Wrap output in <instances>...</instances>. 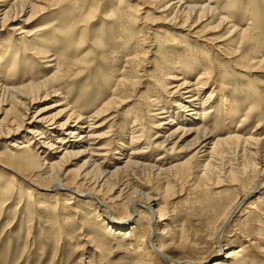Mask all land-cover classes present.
Wrapping results in <instances>:
<instances>
[{
  "label": "rangeland",
  "instance_id": "1",
  "mask_svg": "<svg viewBox=\"0 0 264 264\" xmlns=\"http://www.w3.org/2000/svg\"><path fill=\"white\" fill-rule=\"evenodd\" d=\"M177 1L42 0L44 4H39L41 9L35 11L32 20L21 24L29 14L21 15L19 21L8 26L9 30L0 29V53L12 50L0 62V102H4L1 109L6 111L9 106L5 104L15 103V109L7 115L0 111V121L5 115L6 120H12L20 114L26 121L17 134L0 137V165L26 179L16 178L17 187L9 181L12 172L0 167V264H211L223 260L225 252L239 246L251 254L257 247L264 251V188L251 193L264 169V0H230L229 6L225 0H182L185 4L180 6ZM186 6L210 7L213 17L210 15L191 28L192 20L185 25L182 22L186 20L187 15L182 13ZM221 17L227 19L218 26L217 19ZM15 27L22 30L10 31ZM15 52L16 68L12 73L15 62L9 59ZM53 59L64 66L59 72L49 65L55 63L47 62ZM209 67L212 81L197 87L198 107L192 114L183 112L182 107L176 106L185 91L182 83L195 84L198 75ZM51 79L52 90L58 91L59 96L51 94L44 99L47 88L43 84H50ZM28 83L23 94H29L39 84L40 100L28 103L25 114L13 101L20 98H13L9 88ZM218 91L225 98L233 97L232 104L242 110L234 108L227 113L218 108L204 121L205 126L214 129L211 142L238 134L245 139L254 137L256 145L229 142L211 159L201 157L202 153L193 157L196 150L188 146L193 135L182 145L172 147L173 138L175 141L181 133L171 139L170 133L177 127H189L181 125L175 116L195 118L204 102L205 108L216 106L220 100ZM211 93L214 96L208 101ZM105 103L108 104L102 108V117L93 122L99 126L93 133L101 138L93 146L104 147L99 163L120 165V172L110 177L107 184L95 186L92 178L76 180L82 161L71 157L64 163L63 174H67L65 181L83 184L80 191L95 194L107 209L96 200L85 203L86 197L72 196L69 200L65 192L56 198L41 196L44 192L34 185L47 188L49 184L44 179L47 176H41L37 158L26 168L14 157L21 147L16 142H23L27 127L34 126L27 122L35 119L33 116L43 107L46 109L39 113L41 116H56L66 110L57 115L63 122L73 106V117L81 113L87 118ZM162 107L168 109L165 116L157 111ZM168 116L174 123L158 126L168 121ZM87 125L79 133L86 134ZM165 137L170 142L156 148ZM45 138L39 141L48 144L53 140ZM136 138L139 143L131 146L130 140ZM10 142L18 148L9 147ZM211 142L208 148H212ZM120 144L123 155L117 154ZM133 148L139 150L136 161L157 170L126 165L133 157ZM30 150L41 159L44 157L36 147ZM113 156L120 158L119 164L111 160ZM159 157L163 159L159 161ZM188 158L190 171L183 173L177 166ZM57 160V156L46 158L47 164ZM168 168L173 170H162ZM247 193L250 195L236 217L222 228L225 247L219 252L215 242L224 218ZM148 198L154 200V212L161 210L163 215L151 231L152 240L168 258L152 251L148 237L152 221L142 207ZM250 202H254V209L242 214ZM133 203L137 212L130 221L122 223L133 224L135 229L121 234L108 229V217L122 221ZM158 216L153 221H158ZM242 262L237 264H264V252L255 262Z\"/></svg>",
  "mask_w": 264,
  "mask_h": 264
},
{
  "label": "bare ground",
  "instance_id": "2",
  "mask_svg": "<svg viewBox=\"0 0 264 264\" xmlns=\"http://www.w3.org/2000/svg\"><path fill=\"white\" fill-rule=\"evenodd\" d=\"M225 1H226L225 4L228 5V4L232 3L233 0L232 1L225 0ZM210 2H212V1H210ZM42 3H43L42 0H15L13 2H11L10 0H0V29H2V30L4 29L5 31L9 30V29H7L8 26H11V24L15 21H19V17L21 15L25 16L26 14H29V17L27 20H23L22 22L20 21L21 24H24L27 21L32 20L35 11L41 9L39 4H42ZM176 3L179 4V6L185 4V2H183L182 0H179V2L177 1ZM222 3H223V1H222ZM171 6H172V4H171ZM179 6H178V8L180 9ZM215 6H217V5H215ZM201 7L202 8H200V6H186V7H184L185 9H184V11H182V13L185 12L184 14L187 16H185L186 17L185 21L182 20L183 24L185 25V23L192 20V23H193V25L191 26V28H192V27L197 26V24H199L200 22L204 21L208 16H210V15L212 16V14H213L212 10L213 9H211L210 7L205 8V6H201ZM163 8L169 9L165 5L163 6ZM216 8H214V9H216ZM222 11H223V9H222ZM177 12H178V10H177ZM217 13H218V11H217ZM226 19L227 18H223V17H221L220 19H217L218 20L217 25L218 26L223 25V23L226 21ZM227 23H229V22H227ZM232 28H233V26H232ZM12 30L13 31L22 30V27H19V28L15 27L13 29H10V31H12ZM232 31H230V33ZM235 31H236V29H235ZM245 31H246L245 29H243V31L241 30L242 34L243 33L245 34ZM22 33L23 32L21 31L20 34H22ZM246 35H248V34H246ZM171 41H174V40H171ZM6 45H4V46H6ZM8 47H10V46H8ZM0 50H2L1 45H0ZM10 51H12V50L7 49V50H4V52L2 53L3 55L0 53V60H1L0 62H4V60H6V58L9 57ZM233 53H234V51H233ZM16 55H17V52H15L9 60L15 62ZM41 55H46V53H43ZM46 58H47V56H46ZM47 62L55 63V64H49V65L53 69H57V72H59V70L62 67L64 68L63 64L58 63L57 59H53V60H50ZM15 64H16V62L12 64V67H11L12 73H13V69L16 68ZM209 69H210V67L207 68L206 70H204L203 73L198 75L199 77H198L195 84L188 86L189 84H186L185 82L182 83L181 87H185V88H182L183 90H185L184 93L182 94L184 96L179 95V97L181 98V103H176L177 104L176 106L182 107L181 109L183 112H187V113L190 112L192 114V112L195 111V109L198 107L196 101H199L197 98V96H198L197 91L199 89L197 87L206 85L210 81H212V78H211L212 73L210 72ZM12 73H11V75H12ZM59 76H60V74H59ZM61 78H62V75H61ZM52 79L55 81L56 77L53 76ZM52 79H51V82H49L50 84H47V82L43 84V87L45 89L47 88V90L44 93V99L47 98L48 96H50L51 94H53V95L55 94V96L57 95L56 93L58 91L55 92L54 90H52L53 89L52 86L54 84V81ZM56 81H57V79H56ZM11 86H13V87L12 88L8 87L9 90H12V93L14 96V97L13 96H11V97L20 98V99H18V101H16V100H13V101H15L19 105V107L22 109L21 113L24 112L26 114L27 113L26 111H29L28 108L26 107V106H28V103H29V105H32L35 101L40 100V95H39L40 89L38 88V86H40L39 84L33 86L32 88L30 87L31 91L29 90L30 91L29 94L26 93V91H25V94H23V91H24L23 89L27 88V87L29 88V83L24 84V85H20V86H14V85H11ZM179 87H180V85H179ZM171 94L173 95V93H171ZM218 94H220V92ZM58 96L59 95H57V97ZM213 96H214L213 93L209 94L207 96L208 101H211L210 99L213 98ZM232 98L228 99V98H225V96L220 94L219 103L214 107L205 108L204 107L205 102H204L202 109L194 114L195 118L191 117L190 114H189L190 115L189 117L180 116V115L175 116L179 120H181L180 121L181 125H187L189 127H186L183 129H181V127H177L175 129V131L173 130V132H172L173 134L170 133V135H171V136L169 135L170 139H171V137H174L176 133H181V135L178 138H176L175 141H174L175 138H173V146L172 147H174L176 145L179 146V144L182 145V143L188 137L193 135V139L191 141H188L189 143L187 142L188 146L190 148H194L196 150L193 154V157H197L200 153H202L201 157L209 156V159H211L220 152L223 144L226 145L229 142L230 143L234 142L236 144H238V142H239V144H240V142H243L245 144H248L250 142L251 144L256 145L255 141H257V139H254V137H251V138L249 137V138L245 139L244 137H242V135H238V134L237 135L235 134L236 136H234L232 134L233 135L232 137L229 136L227 138H224L223 140H218V141L213 142V143L211 142L212 138L215 136V132H214L213 127L210 128V127L205 126L204 121L209 116L217 113L218 108H222V110H224L225 112L231 113V111L234 110V108H235V106L231 102ZM21 99L23 101H21ZM61 99L64 100L65 98L61 97ZM157 99H158V97H157ZM65 101H66V99H65ZM109 102H110V100L108 101V103ZM108 103H105L100 109H98L96 112H94L92 115H90L87 118H83V115L81 113H77V115L75 117H73V112L75 110V107L73 106L70 108L73 111L69 114L68 118L63 122H59L57 117L61 116V114L66 112V110H60L59 112H57L58 116L57 115L56 116L55 115H53V116H41V114H39V113H43L42 111H45L44 109H46L45 107H43V108L39 109L37 111V113L33 116V118L36 117L35 119H32L30 122H27V125L29 124V125H34V126H31V127L28 126L27 127L29 129L26 131V135H24L22 138L24 140L23 142H20V141L16 142L21 147L18 148L16 146V143H11V142H10V144L8 143L9 147H11V148L15 147V149H16V147L18 148L19 153L16 154L14 157L19 158L20 159L19 161H21V164L24 165L26 168H29L30 166H32L34 160H36V158H37L36 162H38V164H39L38 168L43 171V174L41 176H44V175L47 176L44 179H46L48 184H49L47 186V188H41V187L34 185V187H36L39 190L44 192V194H41V196L43 195V197H50V198L54 197V198H56L60 192H65V193H68L69 200H72L73 197H74V199L86 197L88 199V201L85 203H88V202L91 203L92 200L93 201L96 200L97 201L96 203H98L99 206L102 205V206H104L105 209H107V207L104 203H102V202L100 203L97 200V198L95 197L96 196L95 194H93L91 192L85 193V192L80 191L83 184H79L77 181L75 182L74 180L72 183L65 181V177L67 174L64 175L63 173L66 170L64 163L67 162L68 161L67 159H70L71 157L74 160H81L82 161V163L79 167V169L81 170V173L78 175L79 177H77L76 180L83 181L82 179H84V181H86L89 178L90 179L92 178V180H95V186H103V185L107 184L108 179L110 177L116 175L118 173V171L120 172V170L118 168L120 165L119 166H111L112 163H109V164H104L102 162L99 163L98 160L100 159V157L104 156L103 153H105L104 147L103 146L102 147H100V146L94 147L93 146V145H98V142L96 143L95 140L98 139V141H100L99 139H101L100 136H96L93 133L95 131V129H97L99 127L98 125L94 126L95 125L94 120L95 119L97 120L100 116L102 117L103 113L105 112L104 110H102V108H105V106ZM14 104L13 103L5 104V105L9 106V109H7L5 111L4 109H1V105H4V102L3 103L0 102L1 113H4L7 115L9 112H12L13 109H15ZM57 105L60 106L63 104H57ZM64 105L66 106V105H68V103L65 102ZM157 105H159V104H157ZM235 109L237 111L242 110L240 107H236ZM167 110L168 109H166V107H162V108H159L157 111H159L160 115H163V114L168 113ZM198 115H201V117L200 118L196 117ZM5 116L0 121V137H3V136L10 137L9 135H13L15 133L17 134L22 129V126L24 124H26V121H24L25 117H22V114L18 115V118H14L12 120H6ZM163 116H165V115H163ZM167 119H168V121L160 122L158 124V126L169 125L171 123H174V120L171 119L169 116ZM135 120H137V119H135ZM137 121H134V123H136ZM241 122H240V124H241ZM84 124H88L87 125V128L89 129L88 132L86 134L85 133H79L80 130L83 129L82 127ZM237 133H240V132L237 131ZM44 136H47V138H45V139H52L51 137H53V140L49 141L48 144L40 142L39 139L44 138ZM169 142H168V138L165 137V139H163V141H161V143L158 144V147H156V148L161 149L163 147L164 143H169ZM210 142L213 145L212 148H208V145L210 144ZM136 143H139L138 138H136V140H133V139L130 140L131 146L135 145ZM147 145H149V147L152 146V144H148V143H147ZM32 147H36L39 150V153L43 154L44 157L41 159L36 154H34L33 151L30 150V148H32ZM121 147L123 148L122 144H120V147L117 148V150H119V149H121V150L119 152L118 151H116V152H118L117 154L123 155L122 154L123 149ZM74 148H79V149H77V152L71 151V149H74ZM136 149L137 148H133L130 150V155H133V157H130V160H128L126 162V165H129L131 167H140V168H141V166H144V167L150 166V165L141 163L139 161H136L137 158H135V157L138 155V151H139V150L137 151ZM258 149H259V147H258ZM54 156L55 157L57 156L58 160L53 161L51 164H47L46 158L48 159L49 157H54ZM85 157H86V159L84 160ZM95 157H97L98 159L95 160ZM160 159H163V158L159 157L158 160L160 161ZM111 160L115 161V164H119V162H120L119 157L115 158L113 156V158ZM189 160H190V158H188L187 160H185L184 162H182L181 164H179L177 166L178 168L183 170V173H187L190 171V169H189L190 167L188 166ZM260 160H262V159H260ZM41 161H44L43 164H41ZM45 164H47L48 166H44ZM259 164H257V167ZM43 166H44V168H43ZM0 167L2 169L9 171V172L10 171L12 172V175L9 174L8 178H9V181L12 182V184H14L17 187L19 185V182H18V179H16V178H19V179L21 178L23 180L25 179L17 171H12L3 165H0ZM150 168L152 169L153 167L150 166ZM153 170H157V169L153 168ZM162 170L165 172V171H169V170L172 171L173 169L168 168V169H162ZM207 174H208V172L206 173V175ZM259 178L260 179H259L258 183L251 189V190H253L251 193H255V192L260 191L264 188V169L259 172ZM25 181H26V179H25ZM29 184L32 185L31 182H29ZM28 192H27V194H28ZM248 194L249 193L244 194L240 198L239 201H236V203L233 205V207L232 208L230 207L231 210L228 212V214L224 218V221L222 223V227L219 230L220 232H218V235H217V239H216L217 241L215 242L217 247L214 245L216 247L217 251L222 252L223 248L225 247V246L224 247L222 246V241H223L222 240V237H223L222 236V233H223L222 228H225L226 226H228L231 223V221L233 220V218L236 217L237 213L240 211L241 206L244 204V201H246L247 197L250 195V194L249 195ZM153 202H154V200H152V198H148L146 203L142 206L143 208H145L148 211L149 216H150V220L152 221V225H151L152 227H151V230L149 232L148 237L150 239V243H151V247L153 249L152 250L153 253L159 254V255L161 254L160 256H163L164 258H168V257H166V255H164L162 248L156 247L155 244L153 243V240H152V238L154 236H151V231L154 230L155 225H157L158 223H160L162 221V220H160V217L163 216V215H161V212H162L161 210H159L158 212H154V209H153L154 205H152ZM254 206H255L254 202L247 203V205L245 206L246 210L242 214H245V215L249 214L250 210L254 209ZM134 207H135L134 203L130 205L129 210H130L131 214L129 212V214H128L129 216L127 215V217L125 219H121L122 221L117 222V221L113 220L112 218L108 217V225H107L108 229L116 232L117 234H121L122 232L126 233L129 230L133 231V229H135V225L132 224V225L126 226L124 224L126 223V221H130L132 219V215H134L137 212V210H135ZM225 212H227V211H225ZM155 215H159L158 221H155V220L153 221V218ZM122 222H125V223H122ZM118 224L121 226H119ZM153 235H154V233H153ZM224 237H226V236H224ZM249 244H250V242H249ZM259 251L262 253L264 252L263 250H260L259 247H257V250L253 251V254H251L247 249H244L242 246H239L238 248L231 249V250L225 252V254L223 255V260H217L211 264H226V263L227 264H237V263L242 262V261H243L242 263H245L246 261H249L250 263H252V262L256 261L258 256L260 257V254H262ZM169 260H171V259H169ZM172 262H173V260H172ZM172 264H198V263H194V262H173Z\"/></svg>",
  "mask_w": 264,
  "mask_h": 264
}]
</instances>
